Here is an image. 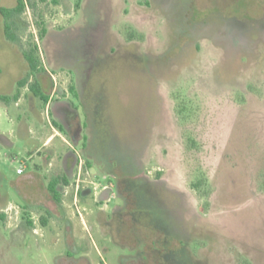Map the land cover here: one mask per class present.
I'll list each match as a JSON object with an SVG mask.
<instances>
[{"label":"rangeland","instance_id":"374dc122","mask_svg":"<svg viewBox=\"0 0 264 264\" xmlns=\"http://www.w3.org/2000/svg\"><path fill=\"white\" fill-rule=\"evenodd\" d=\"M15 1L0 0V4L12 7ZM77 1H27L15 19L17 42L5 38L0 15V94L17 91V82L29 72L23 52L34 49L45 70L38 77H47L51 100L43 104L31 93L34 76L29 75L16 102L0 101V134L8 140L0 138V214H4L0 264H158L142 253L146 229L138 228L136 234L126 227L117 230L112 210L119 200L112 188L107 191L112 186L109 178L84 163L81 142L75 145L54 123L50 111L54 99H74L69 94L68 66H59L52 50L56 32L78 18ZM240 1L242 5L230 4L229 9L264 6V0ZM118 2L114 26L118 37L124 42L134 37L145 50L164 48L166 29L158 13L145 8L142 0ZM61 43L63 49L69 48L68 40ZM213 53L203 43L191 66L172 81L160 82L157 95L163 100V115L147 124L140 122L147 126L148 139L143 166L149 176L160 172L183 193L185 206L177 207L176 200L173 204L187 227L186 249L194 259L201 264H264V62L251 57L241 65L237 58L229 80L214 79L217 58ZM113 64L116 70L99 73L104 75L103 86L95 90L97 98H106L102 106L103 115L109 116L108 127L126 138L130 125L138 121L131 119L133 106L113 107L116 84L131 75L120 72L128 70L124 61ZM99 80H95L97 86ZM121 86V94L135 100L134 112L147 110L151 99L143 80L134 94L126 83ZM72 148L80 162L69 182L57 186L61 198L57 205L47 183L63 173L62 156ZM20 163L25 170L17 175ZM163 193L168 202L175 199ZM163 211L161 223L174 224L176 216ZM134 235L142 237V242L133 245Z\"/></svg>","mask_w":264,"mask_h":264},{"label":"flooded vegetation","instance_id":"af4514ba","mask_svg":"<svg viewBox=\"0 0 264 264\" xmlns=\"http://www.w3.org/2000/svg\"><path fill=\"white\" fill-rule=\"evenodd\" d=\"M238 2L241 1L142 0V5L156 11L164 22L166 39L160 51L142 49L139 40L134 37L126 42L118 37L114 31L118 0L75 2L78 18L66 30L56 32L52 53L59 66H68L71 85L76 90L75 95L71 91L69 94L76 100L54 99L50 106L51 114L75 145L81 142L84 163L97 167L109 178L112 186L107 191L112 188L119 200L112 210L117 230L120 232L122 227H126L136 234L138 228L146 229L147 244H144L142 253L157 262L166 261L168 257L170 260H181L179 250H186L188 258L196 259L186 249L187 240L183 238L181 224L184 220L173 204L176 200L177 207L185 206L183 193L170 186L160 172L149 176L144 170L147 126L143 127L140 122L143 120L147 124V120L162 117L163 100L157 95L160 82L172 81L184 67L191 66L199 56L203 43L212 47L214 58H217L213 67L214 79L229 80L233 64L238 59L241 65H245L251 57L264 62V6L259 5L254 10H243L239 6L235 10L229 9L230 4L242 5ZM63 39L70 42L68 49L61 47ZM119 59L128 64V70L120 69V72L131 75L120 85L116 82L119 87L126 83L132 87L130 90L134 94L133 90L143 80L151 99L147 100V110H137L136 113L135 100L121 94L116 84L113 110L132 104L131 119L138 120L136 125H130L126 138L115 135L108 127L109 116L103 115L102 106L106 98H97L95 90L103 86L104 75L99 73L107 69L116 70L117 66L113 63ZM96 78L100 79L98 86ZM99 121L104 128L101 147L97 150L95 127ZM79 162V153L74 148L68 149L62 156L63 171L70 176ZM163 191L172 194L175 199L169 200V203ZM164 208L176 216V223L168 225L170 227L161 223ZM141 218H147V224H142ZM174 233L175 238L172 236ZM141 239L139 235L135 236L133 245L142 242Z\"/></svg>","mask_w":264,"mask_h":264},{"label":"trees","instance_id":"16d2710c","mask_svg":"<svg viewBox=\"0 0 264 264\" xmlns=\"http://www.w3.org/2000/svg\"><path fill=\"white\" fill-rule=\"evenodd\" d=\"M27 1H30V0H16L15 4L12 7H5L0 4V15L4 19L3 32L5 35V38L8 41L17 42L19 39L15 32V25H16L15 19L18 18L21 15V13L24 11ZM34 48L36 49L37 47L35 46ZM23 56L28 64V70H29L28 74H26V76H24L17 82V91L15 93L0 94V101L5 102L6 104H10L11 102H16L20 95L19 89L27 84L29 80V75H33L34 81L29 84V90L35 97L39 98L43 104H47V102L50 100V96L48 92L46 91V88L48 87V80H46L44 76H42L41 78L38 77L40 74L44 73L45 70L42 66H40L41 64H40L39 58L34 54V49L24 51ZM70 91L74 95L76 94V90L72 85L70 86ZM54 123L56 124L55 121ZM95 128H96V133L98 135L97 137L98 149L97 150H100V147H101L100 139L102 136L101 133L104 128L101 121L98 122V125H96ZM0 138L8 141L7 138L2 134H0ZM69 178L70 176L66 174V172L63 171L62 174L53 177L47 183V189L51 195V198L54 200V202L57 205L61 204V198H60V194H59V190L57 186L59 184L66 185L69 182ZM47 214L50 215V212H47ZM112 216L115 218L114 214ZM0 218H4V214L1 213ZM41 221L43 224H45L46 217L42 216ZM141 221H142L141 222L142 224H147V218L145 219L141 218ZM28 223L30 224L31 222L28 221ZM152 224L155 225V222L153 221ZM171 224L173 225V223ZM181 224L183 226V231L185 232L186 230L187 232V227L185 223L181 222ZM175 235H176L175 233L172 234L173 238H175ZM184 240L186 241L185 238ZM180 252L182 256L181 260L179 261H175L174 259L170 260L169 259L170 257H168L166 261H159L158 264H201V262H199L198 260H193V259L188 258V255H187L188 253L186 252V250H183V251L179 250V253Z\"/></svg>","mask_w":264,"mask_h":264},{"label":"built area","instance_id":"2783aa9c","mask_svg":"<svg viewBox=\"0 0 264 264\" xmlns=\"http://www.w3.org/2000/svg\"><path fill=\"white\" fill-rule=\"evenodd\" d=\"M24 170H25V167H24V165L22 164V163H20L17 167H16V174L17 175H21L23 172H24ZM7 209L8 208H4L2 211L4 212V213H8L7 212ZM10 209V208H9ZM5 214V215H6Z\"/></svg>","mask_w":264,"mask_h":264},{"label":"crops","instance_id":"0c3cea01","mask_svg":"<svg viewBox=\"0 0 264 264\" xmlns=\"http://www.w3.org/2000/svg\"><path fill=\"white\" fill-rule=\"evenodd\" d=\"M50 102H51V100H49V101L47 102V105H48V103L50 104Z\"/></svg>","mask_w":264,"mask_h":264}]
</instances>
